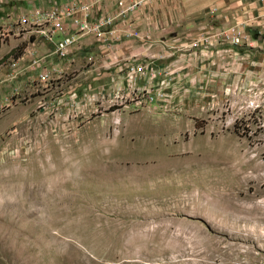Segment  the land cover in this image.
Masks as SVG:
<instances>
[{"label":"rangeland","instance_id":"rangeland-1","mask_svg":"<svg viewBox=\"0 0 264 264\" xmlns=\"http://www.w3.org/2000/svg\"><path fill=\"white\" fill-rule=\"evenodd\" d=\"M68 1L0 0V264H264V40L189 45L248 11L122 0L40 78L34 12Z\"/></svg>","mask_w":264,"mask_h":264},{"label":"built area","instance_id":"built-area-1","mask_svg":"<svg viewBox=\"0 0 264 264\" xmlns=\"http://www.w3.org/2000/svg\"><path fill=\"white\" fill-rule=\"evenodd\" d=\"M140 1V0H139ZM94 2L102 3L103 0H94ZM97 6V11H95L92 2L86 0H71L64 4H52L47 8H40L35 10L33 24H36V31L39 33L40 37L49 42L52 52L57 55H67L71 50V46L77 37L75 34L70 33V29L74 28L76 31L80 30L82 33H92L103 35V28L106 26H113L111 30H114L118 22V11H126L131 8V4H124L122 0H117L115 9L112 12H108L107 8ZM246 10V9H245ZM248 11V10H247ZM248 14L243 18H235L231 25H228L225 31L221 29H215L210 36L205 32L201 31L200 35L193 41L189 43L190 46L201 45L206 47L207 45H213L216 48L215 55H240L231 49L238 45H247V51L241 53L249 61L254 60L251 57V41L249 40V33L253 30L257 31L258 36L264 40V9L262 12L253 15L252 12H247ZM238 16V15H237ZM235 16V17H237ZM22 22V21H21ZM60 33V36L56 39L52 38L53 33ZM227 42L231 47L227 48V51H223L219 48V44L222 42ZM217 49L219 51H217ZM219 52V53H218ZM262 66L260 68V76L264 81V49L262 52ZM24 55H30V61L32 67H38V76L40 78H45L48 74V69L43 64V57L40 58L38 55H45L38 53L35 49H29ZM12 64H15L13 62ZM142 71V67L136 64L127 65V79L130 80L132 76L138 74ZM151 75H154L151 72Z\"/></svg>","mask_w":264,"mask_h":264},{"label":"crops","instance_id":"crops-1","mask_svg":"<svg viewBox=\"0 0 264 264\" xmlns=\"http://www.w3.org/2000/svg\"><path fill=\"white\" fill-rule=\"evenodd\" d=\"M86 1L92 2L93 7H97V6H100L99 8L102 7L100 5V3L98 5L97 2H94L93 0H86ZM195 2L205 5L207 10H219L225 6H227V7L231 6L232 11L238 12V11L246 9L250 12L258 14V13L262 12V10L264 9V0H195ZM94 4H96V5H94ZM103 7H105V6H103ZM39 43H40L41 49L46 50V51L40 52V54L50 55L52 50H51V46H50L49 42H46L45 40L41 39L39 41ZM49 51H51V52H49ZM217 51H219V50L217 49ZM233 56H235V55H233ZM239 56H244V55H239Z\"/></svg>","mask_w":264,"mask_h":264}]
</instances>
